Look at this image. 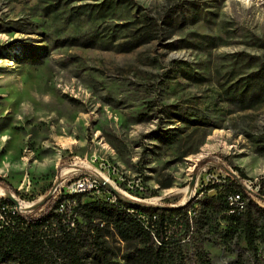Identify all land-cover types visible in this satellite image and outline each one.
<instances>
[{
	"label": "rangeland",
	"instance_id": "obj_1",
	"mask_svg": "<svg viewBox=\"0 0 264 264\" xmlns=\"http://www.w3.org/2000/svg\"><path fill=\"white\" fill-rule=\"evenodd\" d=\"M104 1L0 0V200L11 186L20 204L7 209L33 211L80 178L98 185L85 202L116 201L104 179L144 205H182L228 170L264 191V0ZM208 217L176 229L171 262L264 264L261 221L254 252L227 214ZM65 225L84 264H138L143 244L112 225L72 209Z\"/></svg>",
	"mask_w": 264,
	"mask_h": 264
},
{
	"label": "trees",
	"instance_id": "obj_2",
	"mask_svg": "<svg viewBox=\"0 0 264 264\" xmlns=\"http://www.w3.org/2000/svg\"><path fill=\"white\" fill-rule=\"evenodd\" d=\"M118 2L126 0H117ZM104 5L107 6V11L112 7L109 0L100 6ZM246 84L248 88L256 85L260 87V82L254 78L247 77ZM244 96L241 92L237 99L243 101ZM177 118L193 125L200 124L182 115H177ZM165 131L160 128L151 134L157 139L165 140ZM170 186L171 184L166 187ZM101 187L107 188L104 185ZM10 188L8 190L16 196L18 191L11 186ZM207 189L218 191L214 195L203 194L182 205L148 206L131 204L117 195L115 202H85L84 197L90 191L68 193L60 188L42 205L29 212L16 208L7 209L13 202L3 197L0 200V264H56L46 249L48 245L63 250L71 264H84L77 251L79 241L65 225L69 209L76 210L89 221L100 220L112 225L126 241H141L143 246L136 248L134 253L139 260L138 264H176L168 257L171 238L176 229L184 234L202 230L206 226L204 219L209 218L208 213L210 216L212 212L227 214L234 227L241 228L249 250L256 252L259 221L262 222L261 231L264 232V207L258 202L264 201V191H249L230 174L225 183ZM236 193L241 195L244 202L242 206L231 204L230 197ZM44 207L46 209L41 212ZM54 232L62 234L58 236Z\"/></svg>",
	"mask_w": 264,
	"mask_h": 264
},
{
	"label": "water",
	"instance_id": "obj_3",
	"mask_svg": "<svg viewBox=\"0 0 264 264\" xmlns=\"http://www.w3.org/2000/svg\"><path fill=\"white\" fill-rule=\"evenodd\" d=\"M228 172L230 173V175H232L236 180L240 181V178L239 176H235L230 170H228ZM101 182L103 183L104 186H106L107 188H109L115 195L121 197L122 199L126 200L127 202L131 203V204H136V205H144L143 203H139V202H136V201H133L129 198H126L122 195V193L117 189L115 188L113 185H111L107 180H104V179H101ZM58 188V185L56 184L54 187H53V191L48 194L43 200L41 201H38L37 203H35L32 208L36 209L37 207H39L40 205H42L49 197H51L54 192L57 190ZM249 191H253V190H249ZM7 192V198H9L10 200H12L13 202H15V204L17 206H20L17 198L15 197V195L11 192V191H6ZM149 206V205H148ZM160 206V205H159Z\"/></svg>",
	"mask_w": 264,
	"mask_h": 264
},
{
	"label": "built area",
	"instance_id": "obj_4",
	"mask_svg": "<svg viewBox=\"0 0 264 264\" xmlns=\"http://www.w3.org/2000/svg\"><path fill=\"white\" fill-rule=\"evenodd\" d=\"M240 178V183H243L242 182V178L241 177H239ZM245 181V180H244ZM98 184H100V185H103L102 183H99L98 182ZM84 186H91V190H93V189H95L98 185H95V187L93 186V185H90V183H89V180L87 179V178H80V179H78V180H76L72 185H71V191H70V193H75V192H84ZM247 188L249 189V190H253L252 189V187H250V186H248L247 185ZM230 199H231V204H234V205H243V201H242V198H240L239 196H238V193H236V194H233L231 197H230ZM112 202H115V201H112Z\"/></svg>",
	"mask_w": 264,
	"mask_h": 264
},
{
	"label": "bare ground",
	"instance_id": "obj_5",
	"mask_svg": "<svg viewBox=\"0 0 264 264\" xmlns=\"http://www.w3.org/2000/svg\"><path fill=\"white\" fill-rule=\"evenodd\" d=\"M85 187H88V186H84V188H85ZM247 190H248V189H247ZM238 196L241 198V196H240L239 194H238Z\"/></svg>",
	"mask_w": 264,
	"mask_h": 264
}]
</instances>
